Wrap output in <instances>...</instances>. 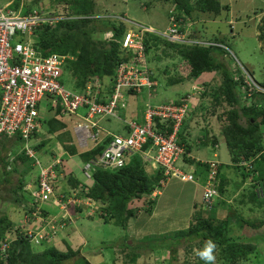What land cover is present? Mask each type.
I'll return each mask as SVG.
<instances>
[{"label": "trees", "instance_id": "trees-1", "mask_svg": "<svg viewBox=\"0 0 264 264\" xmlns=\"http://www.w3.org/2000/svg\"><path fill=\"white\" fill-rule=\"evenodd\" d=\"M51 1L54 3L51 6H61L59 11L65 7H68L69 11L63 10L67 15L57 23H45L38 27L34 34L36 36L34 37L33 46L46 55L51 52H57L70 53L73 56V59L66 61L63 68V74L65 76H70L73 80V82H71V87L73 89H75L74 87L82 89L85 82L92 77L99 78L105 82L103 83L104 85L108 86L111 81L113 82L116 66L122 60L126 59L121 50L123 35L127 29V24L123 17H121L122 13L119 14L120 16L111 15L107 18L100 15L96 16L98 12L96 11L94 0ZM139 1L146 8L153 7L155 6V2H159L167 13L168 19L172 18L174 23L178 26H182L181 30H183L182 33H184L185 39L190 35L187 28L191 26L192 22H195L194 19L196 17L200 16L199 13L212 14L210 16H214L219 14L222 9L227 8L220 0ZM19 2L20 0H14L13 7H18ZM27 9L28 6H25L24 10ZM56 12H58V10H56ZM94 15L95 17H93ZM107 29H109L110 32L107 38L103 39V32H100L101 34L99 33V38L94 37L95 31H106ZM191 31L192 36L197 38L195 36V31ZM146 36L148 52L159 49V46H161V51L164 55L170 57L178 56L181 59L182 71L177 73L175 78L168 79L167 85L180 83L184 80L198 79L200 82L199 85L201 86V88L197 90L198 99L201 100V98H204L205 93L210 90L208 94L212 96V98H210L209 102L206 104L211 103L210 105H212L211 115H216L219 118L221 115H218V106L222 107L224 104L229 106L227 110L224 109L223 111L226 122L222 126V133L225 137L226 146L232 155L231 160L233 167L240 169L242 178L248 176L251 180L250 189L245 188L247 193L243 192L241 194L242 198H237L235 202L237 205L243 206L247 203V201L244 200L245 197H247L254 205L262 207L263 215L261 218L255 220L244 219L242 221L241 218L245 216L236 211V215L233 216L235 219H238L235 220V222H229L227 225V227H229V224H231L238 228L235 234L232 235L226 232V230L221 231L220 229L212 227L209 222L211 219L207 216H203V218L197 220L192 219L190 225L186 229L176 230L171 232L172 234L167 233L163 235V238L168 241H163L164 239L161 237H155L154 240H146L147 242H142L141 244L137 242V245H135L128 243V236L121 241L119 240V242H117L118 245H115L116 243L113 244L115 253L105 258L101 264H111L115 262L120 254H124L127 259L126 261L130 264H135L138 257L142 255L139 249L148 250V255L144 256L142 261L145 264H152V262H148L147 259L152 257V251H155V249L161 247L159 248L160 250H164L165 252L168 250L169 256H173L174 254H172V252H178L179 247H184L185 243L187 245L185 247V254L187 255L185 256L186 262L184 264H192L191 260H189L192 258V253L197 257L195 264H204V261L196 255V251H193L192 248L197 246L196 250L201 249L209 239L213 240L217 245L215 250V264H264V256H262L261 250L258 247V240H263L264 242V81L261 82L257 80L254 73L247 68L244 70H235L232 68V65L230 66L228 62L227 49L219 45V43L224 42L222 40L213 39L215 43L209 45H189L167 41L155 33H147ZM259 37H261V41H264V21L260 28ZM168 48L170 49L169 53L166 50ZM211 71H215L218 77H220L219 82L213 87H210V81L198 78L202 73H209ZM151 73L153 78H158L152 71ZM246 74L253 78V83L250 85L246 83ZM61 82L64 83L63 77H61ZM155 99L156 94L150 97V105L154 106L158 103L167 102H157ZM138 100V105L135 104V111L138 113V117L133 116L132 118L143 121L142 116L145 112V107L144 104L141 103V99ZM127 104L128 102H126L122 110L127 107ZM47 107L49 111H51L50 108L52 107L50 102ZM51 114L52 116L46 117L40 113L43 126L42 129L50 135L57 133L56 139L62 143L66 153L75 158L79 156L82 158L81 166L97 157L111 138V135L105 132L104 134H100L97 142L91 141L87 146L80 147L78 144L76 145L71 142L69 138V130H67V124L63 120L64 117L61 114V107L58 105L56 112H52ZM153 121L157 122V129H162L166 133L171 132L174 124L171 119L160 122L158 117H153ZM183 127L184 126H181L176 134L179 144L185 147V152L182 156L189 151L190 148V145L186 142L185 134H183L185 132V128L183 129ZM38 133L39 131H35L28 142L29 146L32 147L36 153L48 142L53 141L52 138L47 137L42 139L39 143L33 144L34 137ZM16 140L17 142L21 140L22 144L18 145L17 142H15ZM213 140H215V138ZM15 144L18 147L10 151L9 149ZM23 144L24 141L21 139L20 131L14 136L5 134L0 135V171L3 175V179H0L1 183L11 184L12 179L10 178V172L18 168L15 166L11 167L9 162L10 153L14 154L15 160L19 159L25 165L23 171L29 172L34 170L33 158L28 157L23 151L17 152L23 147ZM241 159L249 161L250 166L238 165ZM151 165L150 160L143 159L140 154H134L130 156V158L127 157L124 165L121 167L114 169L95 167L92 172V181L90 180L87 182L84 178L81 180L75 177L74 174H69L67 180L70 182L69 184H71V187H76L77 189L80 185L87 187V191L85 189V191H82L84 193L82 197L87 196L95 201L100 211L96 213L98 220H101L103 223H111L119 226L124 230L128 219L135 217L141 208H145L146 204L148 210L151 208L150 205L153 202L150 199V195L152 192L158 191L163 181L166 179L164 167L161 164H156L155 167L152 165L153 171L148 172L146 167ZM202 165H204L205 170L208 169L206 162ZM244 169L246 172L243 171ZM58 171L59 173H63L61 167ZM64 175L66 176V174ZM226 180V177L221 175L220 166L216 185L217 194L211 198L210 203L203 202V209L211 210L212 208H217L219 205V208L224 205L225 201L223 196L226 194ZM27 182H30L33 187L25 190L24 185ZM260 185H263L262 189L259 187ZM36 187H38V177L35 174L31 180H26L24 176H20L17 178L14 187L10 186L9 188H5L14 193L13 195L7 196V198L11 199L16 211L21 209L22 214H32L35 206L38 204L33 201L31 194L32 189H36ZM53 187L54 189L56 188L55 183H53ZM23 189L25 196L21 195L17 197V195H15L17 190ZM259 189L261 190L259 191ZM56 193L58 194L59 192L56 191ZM66 195L67 194H64V196ZM231 204L234 210H237L236 205H234V203ZM68 205V209H73L72 213L70 212V215L65 219L62 218V215L56 217V221L61 220L65 223L69 222L66 223L63 228L68 227L70 223H72L73 218L76 219V217L94 219V214H88L85 206L75 204ZM230 210L232 209L230 208ZM41 213L45 217L56 215L50 213L49 210L44 207L41 208ZM71 215H73V217ZM22 222L23 219L21 217L17 221L11 218L6 212L0 214V264H66L67 262V264H77L79 258L86 264H91L86 258L87 255L84 252L81 253L84 243L81 242L80 238L74 242L68 243L66 239L63 238L58 244L54 245L53 243H48L45 248L39 249V245H43V242L51 240L50 236L56 235L57 232H51L48 239L41 240L39 245L34 244L31 242L24 226H22ZM28 222H31V220ZM20 223L21 225H19ZM14 231H16L15 237L13 238V234H10V237L7 238L6 235L9 234L8 232L13 233ZM225 232L226 234H224ZM145 238H147V236ZM2 245H6V247L1 248ZM91 251L92 252L88 255L89 258L97 253L100 255L104 249L99 250L98 248H92Z\"/></svg>", "mask_w": 264, "mask_h": 264}, {"label": "built area", "instance_id": "built-area-1", "mask_svg": "<svg viewBox=\"0 0 264 264\" xmlns=\"http://www.w3.org/2000/svg\"><path fill=\"white\" fill-rule=\"evenodd\" d=\"M13 6L12 0H5L0 4V135L14 136L20 131L24 144L17 152L23 151L28 157H32L33 166L37 169L38 187L32 189L31 194L33 201L38 204L32 214L24 213L22 218V226L31 242L39 244L51 232L56 231L53 229L61 230L65 225L61 220L56 221L55 215L45 217L41 213L42 204L52 198V204L62 210L63 219L69 216L68 204L85 206L88 214L100 212L95 201L87 196L82 197V191H87L86 186L80 185L78 189L74 187L66 196L57 194L53 183L62 175L58 171L62 156L56 153L49 162L43 163L28 144L32 134L40 131L42 127L40 106L44 99L55 97L64 117H70L80 108H85L82 120L73 126L80 147L87 146L89 141L99 140L98 120L120 118L119 112L126 105L127 98L132 96L136 100L141 99L144 104L143 121L134 118L124 120L126 134L106 132L111 138L104 149L97 157L81 166V175L85 181H92L95 167L118 168L124 165L127 157L130 158L134 154H140L143 159L150 160L154 167L161 164L165 177H177L184 181L195 179L192 173L184 172L176 165L185 152L176 134L190 105L197 104V90L201 86L194 83L178 104L167 101L150 105L149 99L156 94L158 81L152 77L145 38L146 33L158 32L154 27L132 23V28L127 29L122 42L126 59L116 66L113 82L106 86L104 81L92 77L86 81L82 90H77L61 82L65 63L73 59V56L70 53L44 55L33 46L36 29L45 23H57L66 17V13L36 6L24 10L21 4H18V7ZM174 25L159 31V34L183 42L184 34L178 32ZM246 76V83L252 84L253 78L248 74ZM153 117H158L160 122L173 120L171 132L157 129V122L153 121ZM59 151L62 152L60 149ZM13 159L14 154L10 153L9 161ZM206 163L208 169L202 200L210 203L211 198L217 194L220 162L210 159ZM29 220L31 222H28Z\"/></svg>", "mask_w": 264, "mask_h": 264}, {"label": "rangeland", "instance_id": "rangeland-1", "mask_svg": "<svg viewBox=\"0 0 264 264\" xmlns=\"http://www.w3.org/2000/svg\"><path fill=\"white\" fill-rule=\"evenodd\" d=\"M4 1L5 0H0V4H2ZM94 2L96 4L95 5L96 11L98 12L96 16L100 15L102 17L107 18L111 15L120 16L119 14L122 13V17H125L127 19L125 21L127 24V28H132L131 24L135 22V23H144L147 25L152 24L155 28L161 29L162 28L161 26H163V27L166 26V22L168 20L167 13L165 12L164 8L162 7V5L159 2H155V6L149 7V8H146L144 5H142V3L139 0H94ZM20 4L23 6L25 4L31 5L33 7L37 6L40 8H44V5H46V6L51 7V10H53V6H51V5H53L54 3L51 0H20L19 5ZM236 5H238V4L236 3ZM59 7L61 8L60 5H59ZM61 10L69 11V8L65 7ZM206 16H210V15L204 14L203 18H207ZM93 17H95V15ZM208 24L209 23L207 21L202 22L200 20L198 22H193L190 28H191V30L195 31V35H196V33L198 34V31L200 28L202 29V27H204V25H208ZM238 26H240V25H238ZM246 27L252 28V25H247ZM242 29H243V27H241V30ZM244 30L245 31H243L242 33H240L238 35L237 39L226 38L225 45H226V49L228 51V60H233L234 58L232 59V57L234 55L235 56L234 60H235L236 64H238V62H239L244 68H247L248 70L253 72L254 76L257 80L261 79L262 81H264V49L262 50L257 45L258 44L257 40L254 36L251 35L250 29H247V30L244 29ZM203 32L206 33L205 30H203ZM98 35H99V30L94 32V37L97 38ZM107 35H109V29H107ZM239 43H242V44L240 45ZM161 48L162 47L159 46V49H156L154 51L151 50L150 54H148V62L150 64V69L154 75L158 76V78H157L158 87H157L156 99H155L157 101H162L164 98H168V97H175L177 94L182 92L181 90H182L183 86H185L188 83V80L187 81L184 80L180 83L167 85L168 79L175 78L177 76V73H180L182 71V66H181L182 63H181L180 57H178V56L170 57V56L164 55V53H162V51H161ZM166 50L168 53L170 52L169 48ZM204 74H207V75H204L206 79H208V78L210 79V82H211L210 87L216 86V84L220 80V77H218V75L217 76L211 75V72L210 73L204 72ZM62 77H63V81H64L65 85H67L68 87H71L72 80H71L70 76H65L63 74ZM209 91L210 90H208L205 93L204 98H201V100L203 101V104H204V105L202 104V109L201 110H200V108L197 109L198 112L202 113V115H207V117H203L200 119L202 121V122H200V124L205 125V126H207L209 123L211 124L214 120H218V117L216 115L210 114L211 109H212V107H211L212 105H210L211 103L206 104L209 102L210 98H212V96H209V94H208ZM199 100L200 99H198V102H199ZM43 101H44V103L40 106L41 115L46 116V117L52 116L51 113L56 112V109L59 105L58 100L55 99V97L54 98L52 97V99L51 98L50 99H44ZM48 102H50V105L52 107V108H50L51 111H49V108L47 107ZM136 104H137V102H136ZM223 107L226 108V105H224L222 107L218 106V108H219L218 113L223 114L222 113V111L224 110ZM131 108H133L131 105H127V107L124 109V111H121L122 114L125 115L126 117H129V114L132 111ZM83 110H85V108L79 109L80 112H83ZM63 120L67 124V130H69L68 134H69V138L71 139V142H73L74 144L77 145L76 133L73 131V128H72L73 125L76 123L75 120L71 119V118H63ZM99 125L104 127L107 130H110L112 133H122L123 132L122 131V122H120L118 119H116L114 117H110L108 119L100 118L99 119ZM42 137H47V134L45 132H43V133L41 132L40 138H37L36 142L38 143V142L42 141ZM15 142H17V140ZM36 142H34V143L36 144ZM90 143H91V141L88 142V144H90ZM17 144L21 145L22 141L18 140ZM263 144H264V139H263ZM13 147H18V146L15 144L11 148H13ZM204 149L205 148H203L202 150H204ZM224 149L225 148H221V151H224ZM224 153H225L224 154L225 160H224V158H222V160L226 161L228 159V153H227L226 149H225ZM210 155H213L212 152H210ZM37 156L41 161H43V163L46 162L50 157L47 150L37 152ZM9 162L11 164V167L15 166L18 168L15 170H12L10 172V178L12 179L11 184L10 183L6 184V183L0 182V214L2 212H6L9 214V216L11 218L18 221L20 217L24 218L25 214H22L21 209H19L18 211H16L14 209V204L12 203L11 199L7 198V196L13 195L14 193L11 190L5 189V188H9L10 186L14 187L15 183L17 182V178L20 176H24L26 180H29V179L31 180V178L33 177V175L37 171V169L35 172H34V170L26 172V171H23L25 165L22 163L21 160H19V159L15 160V158H14L13 160H11ZM81 162H82V158L80 156L77 158L74 157L71 159H69L67 156H64L60 167L65 174H67L68 170L71 169L72 172L73 171L78 172L77 176L81 177V172L79 170L80 166H81ZM229 169L230 170H229L228 174H230V176L235 180H233L229 184L228 188L226 189V194L230 195V198L234 202V205H236V207H237L236 211L240 212V214H244L245 216L248 217V219H251V220L261 218L263 215L262 214L263 213L262 207H257L256 205H254V203L249 202V199H244L245 201H247V203L243 206L236 204L235 200L237 198L240 199V197L242 198L241 193H243V192L247 193L245 188L250 189V181L251 180L248 176L245 178H242L241 174H240L241 172L238 173L235 170V167H232ZM225 173H226V171H225ZM194 178H195V176H194ZM0 179H3V175H2L1 171H0ZM193 181H195V179ZM54 183H55V187H56V189H54L55 192L60 191L65 187V182H64L63 177H60L59 179L55 180ZM67 183H68V185H71V184H69L70 182H68V180H67ZM241 186H244V187H241ZM259 187L262 189L263 185H260ZM261 189H259V191ZM1 195H2V197H1ZM15 195H17V197H20L21 195L25 196L24 189L23 190H17V193ZM224 198H225V195H224ZM52 203H53V198H52L51 204ZM15 205L17 206L16 203H15ZM57 211H58V209L54 208V207H51L49 210L50 213H56ZM227 212L228 211H226L225 207H222L220 209V211H218L215 208H212L211 210H209L208 213H205V215L207 217L216 219L213 221L212 220L209 221L212 227H215L216 229H220L221 231L226 230V232H228L229 234L232 235V234H235V232H236V230H238V228L236 226H232L231 224H229L230 226L227 227L229 222L230 223H232V221L235 222V217L233 215L229 216L228 218L225 219ZM65 215H67V214H65ZM58 216H59V214H56L54 217L56 218ZM93 218H94L93 220L83 218V217L78 218L77 222H75L76 223L75 228L64 227L59 231L57 229H53V230H56L55 232H57V234L50 236L51 240H49L48 242H43V245H39L40 244L39 243L38 244L39 249L45 248L48 243L49 244L53 243L54 245L58 244L61 242V240L63 238L66 239L67 243L68 242H74L80 238L81 242L84 243L81 253L84 252L87 255L86 258L88 260L90 259L88 257V255L90 254L92 248H98L99 250L104 249V251H102V253L98 257H96V259L97 258L99 259V261H98L99 263L97 262L96 264H101L100 263L101 260H104L105 258H107V256L115 253L114 248H113V244L117 243L120 239L122 240L124 238H127L129 235L127 232H125V230H122L119 226L113 225L111 223H108V224L103 223L101 220H98L97 214H94ZM131 222H132V219H131ZM66 223H69V222H66ZM168 223L169 222L163 221V227L164 228L167 227V229H168L169 228V226H167ZM242 224H244V223H242ZM19 225H21V223ZM62 225H64V224H62ZM233 225H234V223H233ZM240 229H242V228H240ZM157 230H160V229L156 228L155 230L147 231L145 234V237L146 236H149V237L145 238L144 240H142V236H141V238H138L135 236V238H136L134 240L135 245H137L136 244L137 242L139 244H141L142 242H147L146 240H149V241L154 240L155 237L163 238V235L150 236V234H149L150 232L152 233L153 231H157ZM128 231H130V230H128ZM15 232L16 231H14L13 233L8 232L9 234L6 235L7 238L10 237V234H13L12 236L14 238L16 235ZM226 232L224 234H226ZM155 233H157V232H155ZM134 235H144V234H134ZM47 239H48V237L46 238V240ZM127 241L129 242V240H127ZM163 241H168V240L164 239ZM258 243H259L258 247L261 250L262 256H264V242H263V240H258ZM106 245H110V246H106ZM115 245H118V243ZM3 246L6 247V245H3ZM3 246L1 248H4ZM186 246L187 245L184 244V248ZM196 247L197 246L192 248V250L196 251ZM103 253H105V254H103ZM175 253L176 252H172V254H175ZM177 253L176 254L179 255L180 257L178 256V258H177L178 260L176 261V264H180L179 260L184 258V256H186L187 254H185V253L183 254L181 252H177ZM155 258H157V256H155ZM149 259H151V257ZM189 260H191L192 264H195L197 257L196 256L192 257ZM126 262H128V261H126ZM154 262L156 263L155 259H154ZM142 263H143V261H142ZM77 264H86V263L82 259L79 258V260L77 261ZM115 264H120V263H118V260H115ZM127 264H129V263H127ZM143 264H145V263H143Z\"/></svg>", "mask_w": 264, "mask_h": 264}, {"label": "crops", "instance_id": "crops-1", "mask_svg": "<svg viewBox=\"0 0 264 264\" xmlns=\"http://www.w3.org/2000/svg\"><path fill=\"white\" fill-rule=\"evenodd\" d=\"M223 5H226V9H222L221 12L217 15L214 16H206L207 18H203V13H199L200 16L196 17L194 19L195 22L198 21H207L209 24L204 25L202 29L200 28L198 31V34L196 33V37H201V38H206L209 40L213 39H218L224 41L223 43L225 44L226 38L228 39H237L238 35L245 31L244 29H250L251 30V35L254 36L257 40V45L263 50L264 49V41H261V37H259L260 34V28L263 24V22L258 25L257 24V18L263 19L264 17V0H220ZM236 3L238 5H236ZM206 14V13H205ZM208 15V14H207ZM212 15V14H209ZM236 20V21H235ZM264 21V20H263ZM150 24V23H149ZM167 25V22H166ZM240 25L243 27L241 30V27L238 26ZM247 25H252V28L246 27ZM150 26L154 27L152 24ZM161 29L157 30H162L164 29L163 26H161ZM246 27V28H245ZM204 28V29H203ZM203 30L206 31L203 32ZM240 45L242 43H239ZM229 65H232V68L235 70L239 69V66L234 62H231V60L228 61ZM234 65V66H233ZM208 73V72H207ZM210 73V72H209ZM207 74L202 73L198 78L205 80V76ZM211 75H216L217 73L215 71H211ZM71 78V77H70ZM72 80V79H71ZM198 79H190L188 80V83L183 86L182 92L177 94L175 97H168L164 98L162 101H171L176 104H178L181 100V98L184 97L186 93H188L194 83L199 84ZM207 81H210V79H206ZM195 81V82H193ZM262 82V80L260 79ZM73 82V80H72ZM193 82V83H192ZM86 83V82H85ZM75 89H81L78 87H74ZM83 89V88H82ZM81 89V90H82ZM140 100V99H139ZM138 100V101H139ZM157 101V100H156ZM196 101V99H195ZM127 105H131L133 108H131V113L129 114V117H126L125 115L122 114L121 110L119 112L120 118H117L120 122H122V133H112L110 130L105 129L104 127L99 125V120H98V125L100 127V134H104L105 132H110L112 134H126L127 133V127L125 125V121L127 119L132 118L133 116H137V112L135 111L136 107L134 104H136L137 100L135 97L130 96L127 98ZM158 102V101H157ZM200 102V103H199ZM199 102L196 105L191 104L189 110L187 111L185 118L183 120V129L185 128V134L184 136L186 137V142L190 145L189 151H187L179 160L177 161V167L183 170L184 172H191L195 176V181H181L177 177H166L164 183L160 187L158 191L152 192L150 195V199L152 200L153 203H151V208L148 210V206L145 208H141V210L137 213L135 217H131L128 219L125 229L127 230L126 232L129 235V244H135V236L138 238L142 239L145 238V234L147 231L150 230H155L156 228H159L160 230L153 231L152 233L150 232V236L154 235H165L167 233L174 232L176 230H181V229H186L190 225V221L193 219H199L203 218V216H206L205 213H208L209 210L203 209V200H202V187L204 185V180L206 179V174L207 170H205L204 165L206 161L210 159H217L220 162L221 166V175H224L226 177V183H225V189L228 188L229 184L235 180L233 179L229 173V168H232V160H231V153L229 149L227 148V144L225 142V137L222 133V126L225 124L226 119L225 115L218 113V115H222L218 118V120H214L211 124L209 123L207 126L201 125L200 122H202L200 119L203 117H207V115H202L201 112H198L197 109L200 108L202 109V104L203 101L199 100ZM134 105V106H133ZM138 105V103H137ZM226 105V104H224ZM229 106L226 105L225 110H227ZM224 111V110H223ZM222 111V113H223ZM85 113V110L83 112H80L79 110L77 111L76 114H73L72 116L64 117V118H71L74 119L75 122L77 123L78 121L82 120V116ZM138 117V116H137ZM216 117V116H215ZM218 117V116H217ZM108 119V118H106ZM75 126V124L73 125ZM43 127V126H42ZM41 127L39 133L35 135L34 142H36L37 138H40V133L45 132ZM73 128V127H72ZM47 137L52 138L53 141L48 142L45 146L41 147L40 151L47 150L49 153L50 157L49 159L44 162L47 163L49 162L50 159L54 157L56 153H59L62 156V160L64 156H67L69 159L74 158V156H70L66 153L64 150L62 143L56 139L57 133L50 135L48 133ZM47 137H42V139L47 138ZM102 138V137H101ZM215 138V140H213ZM37 143V142H36ZM39 143V142H38ZM35 144V143H33ZM186 145V143H185ZM184 146V145H183ZM13 148H10L9 150L11 151ZM205 148L204 150H202ZM221 148H225L227 153H228V159L226 161H223L222 158H224V151H221ZM19 149V148H18ZM59 149L62 151L60 152ZM210 152H212L213 155H210ZM189 159V160H188ZM225 160V158H224ZM43 162V161H42ZM250 162L241 159L238 162V165L242 166H250ZM152 165L147 166L146 170L148 172H152ZM225 169V170H224ZM80 172H81V166H80ZM235 170L240 173L239 168H235ZM226 171V173H225ZM244 172L245 169L243 170ZM35 172V171H34ZM78 172H75L71 169L68 170V173L66 176H64V182H65V187L58 191L59 193H64L68 194L70 193V190L73 188L71 185H68L67 183V176L69 174H74L75 177L79 178L82 180V175L81 177L77 176ZM36 172L34 173V175ZM241 174V173H240ZM220 180V179H219ZM32 187V184L30 185ZM244 187V186H241ZM56 189V188H55ZM242 194V193H241ZM225 198L223 196V199L225 201L224 205L222 207H225L227 214L225 216V219L228 218L229 216L236 215V210H234V207L232 206L231 203H234L232 199L230 198V195L225 194ZM245 199H247L245 197ZM249 199V198H248ZM250 202V201H249ZM244 204V203H243ZM204 205V204H203ZM220 206V205H219ZM219 206L215 209L220 211ZM42 207H44L47 210H50L51 207L57 208L58 211L56 213L52 214H59L62 215V210L59 207H56L52 205L50 202H45L42 204ZM205 208V206H204ZM230 208L232 210H230ZM73 209L69 208L68 209V214L71 212L72 213ZM70 215V214H69ZM74 215V214H73ZM73 215H71L73 217ZM245 216L244 214H242ZM210 218V217H209ZM218 218V217H217ZM78 217L76 219L73 218L72 223L68 226L69 228H75ZM90 219V218H87ZM132 219V222H131ZM212 221L216 220L215 218H210ZM236 218L235 220H237ZM242 221L244 219H248L247 216L241 218ZM240 219V220H241ZM93 220V219H92ZM210 220V221H211ZM134 221V222H133ZM163 221L169 222L167 226L169 228L167 229L163 227ZM229 221V220H228ZM77 230V229H76ZM130 230V231H128ZM170 230V231H169ZM157 232V233H155ZM134 234H144V235H134ZM134 235V236H133ZM148 237V236H147ZM121 240V239H120ZM119 242V241H118ZM117 244V243H116ZM162 244V243H161ZM186 244V243H185ZM161 248V247H159ZM159 248L155 249V251H152L153 254L151 255V259H147L148 262H152V264H176V261L178 260V256L176 253L172 256H169V251L167 250L166 252L164 250H160ZM163 248V247H162ZM139 251L142 252V255L138 257L137 262L135 264H142V259L144 256H147V249H139ZM92 252V251H91ZM90 252V253H91ZM151 252V251H149ZM178 252L185 253L186 250L184 247H179ZM94 254V252H93ZM119 255V254H118ZM194 254L192 253V257ZM99 256V253L93 255L90 257L89 261L91 264H96L99 259L96 257ZM156 263L154 262V257ZM108 257V256H107ZM180 257V256H179ZM118 263L120 264H127L129 262H126V258L124 254H120L119 258L117 259ZM103 262V260L100 261V263ZM180 264H184L186 262L185 256L181 260H179ZM99 263V262H98ZM115 264V262L111 263ZM130 264V263H129Z\"/></svg>", "mask_w": 264, "mask_h": 264}, {"label": "clouds", "instance_id": "clouds-1", "mask_svg": "<svg viewBox=\"0 0 264 264\" xmlns=\"http://www.w3.org/2000/svg\"><path fill=\"white\" fill-rule=\"evenodd\" d=\"M13 2H14V0H13ZM25 6H28V9L29 8H31V7H33V6H31V5H24L23 7H25ZM35 7V6H34ZM37 7V6H36ZM40 8V7H39ZM42 9H49V10H51V7H49V6H46V5H44V8H42ZM59 9H60V7H53V10H58L59 11ZM60 11H62V12H64L63 10H60ZM67 15V14H66ZM76 17V16H75ZM122 17V16H121ZM123 19L126 21L127 19L125 18V17H123ZM263 19H264V17H263ZM263 19L261 18V20H260V18H257V24L258 25H260L262 22H263ZM236 21V20H235ZM193 23V22H192ZM192 23H191V25H192ZM139 24H144V23H139ZM175 24V25H174ZM132 25V24H131ZM145 25H147V24H145ZM174 25V27L177 29V31L178 32H181L182 33V31L183 30H181V27L182 26H178L176 23H174L173 22V20H172V18H170V19H168L167 20V25L164 27V29H162V30H157L156 29V31H158L157 33L156 32H153V33H155V34H157V35H159V36H161L163 39H165V40H167V41H170V42H174V43H179V44H181V43H184V44H189V45H195V44H204V45H209V44H213V43H215L213 40H209V39H206V38H201V37H197V38H194L193 36H192V31H191V26L189 27V28H187V30L189 31V33H190V35H189V37L188 38H186L183 42L182 41H178V40H171V39H169V38H167V36H165V35H163L162 33H160L159 34V31L161 32V31H164V30H166L168 27H170V26H173ZM127 29H130V28H127ZM127 29H126V31H127ZM125 31V32H126ZM100 32H103V39L104 38H107L109 35H107V30L106 31H101V30H99V33ZM101 34V33H100ZM109 34H110V32H109ZM184 34V33H183ZM146 35H147V33H146ZM99 36L100 35H98V38H99ZM147 37V36H146ZM96 38V37H95ZM123 38H124V35H123ZM146 39V38H145ZM122 42H123V39H122ZM219 45H221L222 47H225L226 48V45L224 44V43H219ZM35 48V47H34ZM36 49V48H35ZM37 51H39L41 54H43L40 50H38V49H36ZM121 50H122V52H123V49H122V45H121ZM150 52L151 51H147V55L148 54H150ZM51 53H57V52H51ZM50 54V53H49ZM60 54H66V53H60ZM44 55H46V54H44ZM48 55V54H47ZM232 56V55H231ZM235 59V56L233 55V57H232V59ZM231 60V62H235V60ZM238 62V61H237ZM238 66H239V68H240V70H244L245 68L238 62V64H237ZM149 66H150V64H149ZM185 118V117H184ZM184 118H183V120H184ZM183 123V122H182ZM181 127V126H180ZM179 130V129H178ZM184 147V146H183ZM184 150H185V147H184ZM177 165V164H176ZM34 171H36L35 170V168H34ZM63 172V171H62ZM191 173V172H190ZM65 173L63 172L62 173V175H61V177H63L64 178V175ZM179 179V178H178ZM181 180V179H180ZM184 181V180H183ZM163 183H164V181H163ZM27 184H29V185H31V183L30 182H27L25 185H24V189L26 190V189H31L32 187L31 186H29V187H26V185ZM205 184V183H204ZM204 186V185H203ZM74 188V187H73ZM202 195H203V187H202ZM47 202H52V200L50 199V200H48ZM216 248H217V245H216V243L213 241V240H211V239H209V240H207L206 242H205V244L203 245V247L201 248V249H198V250H196V255L201 259V260H203L204 261V264H215V260H216V256H215V250H216Z\"/></svg>", "mask_w": 264, "mask_h": 264}]
</instances>
